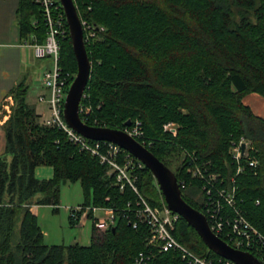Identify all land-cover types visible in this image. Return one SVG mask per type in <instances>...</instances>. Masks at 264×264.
I'll list each match as a JSON object with an SVG mask.
<instances>
[{
	"label": "trees",
	"instance_id": "1",
	"mask_svg": "<svg viewBox=\"0 0 264 264\" xmlns=\"http://www.w3.org/2000/svg\"><path fill=\"white\" fill-rule=\"evenodd\" d=\"M74 3L79 18L97 29L85 43L91 67L82 102L92 106L98 123L121 130L127 121H140L144 145L169 168L176 166L172 170L179 187L186 183L182 198L201 212L200 182L186 172L183 152L194 153L200 164L228 181L236 172L230 141L244 136L258 166L255 173L245 170L236 176V196L246 218L264 235V119L242 101L249 93L264 98V0ZM17 17L22 39L44 41L47 27L33 0H19ZM58 64L74 77L68 31L60 40ZM27 91L24 79L5 95L12 105L2 124L0 264H135L138 254L146 252L148 236L146 226L134 228L125 217L136 193L129 187L119 191L106 165L79 151L65 132L41 124L26 103ZM168 122L176 125L172 131L163 129ZM40 165L52 167L51 178L35 176ZM138 173V192L150 206L161 208L164 201L152 173L145 166ZM67 181L80 182L83 204L116 209L115 223L106 231L97 232L92 224L89 245H46L30 211L32 205H48L58 212L60 188ZM68 223L75 225L69 216ZM173 236L214 264L221 258L181 217ZM250 252L264 261V248ZM149 264L181 261L168 251Z\"/></svg>",
	"mask_w": 264,
	"mask_h": 264
},
{
	"label": "built area",
	"instance_id": "2",
	"mask_svg": "<svg viewBox=\"0 0 264 264\" xmlns=\"http://www.w3.org/2000/svg\"><path fill=\"white\" fill-rule=\"evenodd\" d=\"M33 1L41 8L47 27L46 37L43 42H37L35 37L31 36L24 45L33 49L35 58H49L52 64L51 69L39 76L44 92L37 98L39 102L46 103L49 111V116L41 124L65 132L67 140L76 145L79 151L87 152L97 158L100 164L106 165L107 174L113 177V183L119 191L122 192L129 187L136 193L135 202L127 203L125 211L128 214L125 217L134 228L140 225L146 226L148 236L145 239L146 252L141 251L138 254L135 264H149L157 255L168 251L177 253L181 264H214L212 259L194 254L175 239L173 231L179 219L178 214L171 212L165 203L161 208L150 206L138 192L136 185L138 172L145 166L138 158L116 143L87 139L66 123L63 117L64 100L74 77L71 79L69 73L64 72L58 64L60 40L68 31L64 28L65 15L59 0ZM80 21L84 43H89L97 35V29L85 20L80 19ZM32 23L36 24V20H32ZM85 97L84 90L78 108L81 121L91 126H101L93 115L92 106L82 102ZM3 100L5 109L9 112L12 99L6 96ZM175 126L173 122H168L163 125V129L172 131ZM121 130L145 146L140 121L136 120L128 126L125 125ZM242 145H244L243 149ZM251 150V143L244 136L230 141L229 154L232 161L236 163V172L228 181L219 173L211 171L207 163L200 164L194 153L184 151L182 158L185 161L186 172L191 178L200 182L202 213L206 217L210 230L217 237L228 239L231 246L249 252L257 247L264 248V235L246 218L236 196V176L245 170L255 173L258 166V159L251 155ZM179 188L185 189L186 183L182 181ZM68 211V216L77 225H80L91 213L92 224L97 232L106 231L114 225L116 219V209L111 207L79 204L68 208ZM95 211H102L104 216H96ZM215 264L235 263L221 257Z\"/></svg>",
	"mask_w": 264,
	"mask_h": 264
},
{
	"label": "water",
	"instance_id": "3",
	"mask_svg": "<svg viewBox=\"0 0 264 264\" xmlns=\"http://www.w3.org/2000/svg\"><path fill=\"white\" fill-rule=\"evenodd\" d=\"M59 1L65 15L76 60V73L68 87L64 100L63 117L66 123L87 139L106 140L116 143L138 158L152 173L166 207L184 219L199 235L206 247L216 255L235 264H264V261L251 252L235 248L213 234L205 215L182 198L175 173L147 147L122 130L105 126H91L81 121L78 108L89 79L91 63L87 55L81 21L74 0ZM129 124L130 121L125 123L127 126ZM243 148L244 145H242Z\"/></svg>",
	"mask_w": 264,
	"mask_h": 264
},
{
	"label": "crops",
	"instance_id": "4",
	"mask_svg": "<svg viewBox=\"0 0 264 264\" xmlns=\"http://www.w3.org/2000/svg\"><path fill=\"white\" fill-rule=\"evenodd\" d=\"M18 4L19 0H0V154L5 150L6 141L2 124L10 113V111H6L3 99L8 91L19 81L25 79L27 82L29 79L27 69L33 63V60L36 59L33 49L24 45L26 39L21 38L17 17ZM242 101L251 108L255 115L264 119V98L262 96L257 93H249L243 97ZM26 103L33 107L28 102L27 95ZM44 104L46 105V103ZM33 108L39 116L40 123L49 116V113L48 116H44L42 111L36 110L35 107ZM34 174L39 179H49L53 175V169L51 166L40 165L35 167ZM41 206L48 205H32L30 207V211L37 218Z\"/></svg>",
	"mask_w": 264,
	"mask_h": 264
},
{
	"label": "rangeland",
	"instance_id": "5",
	"mask_svg": "<svg viewBox=\"0 0 264 264\" xmlns=\"http://www.w3.org/2000/svg\"><path fill=\"white\" fill-rule=\"evenodd\" d=\"M51 67L52 64L49 58H36L27 69L29 77L27 80V100L36 110L42 111L44 116H48L49 112L47 111L46 105L39 102L37 98L40 93L44 92L38 76L44 71L51 69ZM8 159L10 160V156H8ZM175 168L176 166H172L173 170ZM83 202L84 195L80 182L67 181L60 188L58 212H53L52 206H41L37 220L42 229L44 235L43 240L46 245L90 244L92 219H85L81 225L75 224L72 226L68 223V208L83 204ZM94 214L96 216H104L102 211H95Z\"/></svg>",
	"mask_w": 264,
	"mask_h": 264
}]
</instances>
